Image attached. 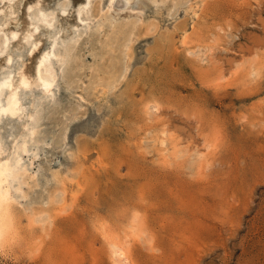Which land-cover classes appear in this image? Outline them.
Masks as SVG:
<instances>
[{
    "label": "rangeland",
    "instance_id": "obj_1",
    "mask_svg": "<svg viewBox=\"0 0 264 264\" xmlns=\"http://www.w3.org/2000/svg\"><path fill=\"white\" fill-rule=\"evenodd\" d=\"M49 1L69 5L52 25L68 30L56 40L69 53L55 96L38 98L45 143L31 174L70 162L77 144L82 171L48 233L25 206H47L61 185L46 170L28 180L17 204L27 241L0 250V264H114L112 234L131 264H264V0H95L86 24L72 21L75 0ZM109 74L117 85L96 93ZM153 102L161 111L148 115ZM162 129L179 141L176 158L155 142Z\"/></svg>",
    "mask_w": 264,
    "mask_h": 264
},
{
    "label": "bare ground",
    "instance_id": "obj_2",
    "mask_svg": "<svg viewBox=\"0 0 264 264\" xmlns=\"http://www.w3.org/2000/svg\"><path fill=\"white\" fill-rule=\"evenodd\" d=\"M23 1H25L26 3L24 4V7L22 8L21 3ZM93 1L95 0H75V3L73 4L74 12L72 14L73 16L72 21L78 22L80 24H83L86 21H88L90 17L87 18L85 15H83V12L87 10V8L88 10L89 8H91V6L93 5ZM108 1L112 2L113 0H108ZM149 1H151L152 3L157 2V0H149ZM65 2L66 1H64V4ZM171 3L173 4V2ZM50 4L51 2L49 0H0V12L4 13V17L2 21H0V34H1L0 36V47H1L0 48V250L15 246L17 244H22V243L25 244V241H27V238H25L23 234L20 232L19 219H18L19 213L17 211V204H19L20 199L26 198L28 196V195L26 196L25 194L24 186L29 185L28 183L29 179L34 178V176L36 177L39 174H44L46 170L48 174H45V181L49 183L54 181L61 185L60 187L62 189L59 188V190L61 191H57V187H55L53 191L50 192V194L48 195V198L45 200V203H44L47 206L45 207L42 206L40 207V209L37 206H35L36 204L34 203H29L27 206H25L27 209L26 212H27L29 221L32 223H35V222L39 223L41 230H44L48 233V229H49L48 226L51 224V221H53V217H54L52 215L55 213V210L57 211V209L54 208L53 204L56 203V199H58V196L60 194H62L63 196V194L67 191L66 184L70 185L69 183L71 184L75 183L77 181V180L74 181L75 177H77V175L81 173L82 171L80 168H75V165H77L76 158L77 157L80 158V156H77V155H79V153L81 154V151L83 152L82 145L77 144L75 145V148H73L70 151L68 150L69 152L66 156L67 157L66 160L70 162H66V163L58 164V165L56 164V165L51 166L49 164V160H47L45 161V164L39 168V173L36 172V175L31 174L32 173L31 170L33 167V160L37 158L38 152L41 148L40 147L41 144L45 143L44 140L41 139L40 134L42 133V130L39 127L40 125L37 124L38 117L40 116L39 114L41 113L39 111L41 103L38 98L44 97V98L52 99L55 96V91L58 86L57 84L58 71H57L56 66L58 65L60 67V65L63 64L64 56H66L69 53V48L67 46L65 47L62 44L59 45L58 41L56 40L57 35L66 34L68 33L67 32L68 30L62 29L56 32V30L54 29L55 31L52 32L53 31L52 25L56 23L55 22L53 24V21L55 20L56 15L63 16L67 14V11L69 10L68 9L69 5L65 4L64 6L63 5L60 6V4L56 2L52 4L51 6ZM162 4L164 3L162 2ZM127 6H129V4L126 5V7ZM33 8L37 9V12L34 16H32V13H31V10ZM127 15L128 14L126 13V16ZM139 19L140 21H142L141 18ZM144 23H145V20H144ZM123 30H121V34ZM133 35H130L127 38V40H129L127 43L136 39L133 37ZM140 38H142V36H140ZM210 48L208 52H210ZM115 49L116 48H114V50ZM191 52L194 53L193 50ZM202 53L204 54V51L201 52L200 54ZM127 55L129 54L127 53ZM210 55L211 54L209 53V56ZM128 58L130 59V57ZM127 59H123V60L127 61ZM200 60L204 61L203 58ZM207 60H209V58ZM102 65L104 67V64ZM106 70H104L105 73L103 72L102 74L106 75V73L109 72V71L106 72ZM110 71L112 72V70ZM256 72L259 73L257 67L253 70L254 74ZM110 74H109V81L108 80L106 81L105 79L106 82L103 80L105 83L103 85L101 84L104 87V89L98 90L96 93L106 94L105 88L111 90L113 83L117 79L115 78L114 75L115 74L118 75V74L115 73L114 75L112 74L111 76ZM120 74L118 75V77L120 76ZM221 77H222V74H221ZM159 104L153 102L151 104L148 103L146 107L144 105L145 107L144 112L148 115H150V113L154 114V113L160 112L162 107L160 106L161 108L159 111V106H158ZM158 115L161 116L160 114ZM154 119L156 120V118ZM162 124L164 125V123ZM158 133L159 135L157 137L155 136L156 137L155 142H158L160 146L163 147L162 149L163 153L167 152L171 157L177 153H180V149L178 145L179 141L176 143L178 139L175 140V138L171 137L170 133L168 134V130L166 129H162ZM175 158H176V155H175ZM199 161L201 160H198V162ZM84 171L86 172V170ZM37 179L35 180L37 181ZM32 188H33V185H32ZM62 196L60 199L64 200V197ZM70 196L73 198L76 197V191H73V190L72 192L70 191ZM138 223H140V221H138ZM47 224L49 225L46 227ZM127 227L126 229H128ZM132 227L133 226H131L130 228ZM137 228L135 229V231L137 232V234L134 233L136 234L135 236L137 237L139 233H142L144 235L143 228L141 227H139L138 229ZM105 233L107 232L105 231ZM111 233H114V232L111 231ZM130 233L131 232L128 233L127 231L128 236L133 235L132 233L131 234ZM113 235L114 234H112V236ZM112 236L110 237V241L107 238L109 241L110 257H112V258L110 257L109 258L113 259L114 264H131L130 263L131 261L130 252L127 248L128 247L127 244L124 245L120 243L119 240H117L114 236L113 237ZM41 237L40 239L39 237L38 238L34 237V239H39V241L44 242L45 237H42V238ZM150 237H152V235ZM133 240L135 239L133 238ZM145 240H147V241H144L146 243L147 242L150 243L151 241V240L149 241V238H146ZM49 250L50 248L48 249V251Z\"/></svg>",
    "mask_w": 264,
    "mask_h": 264
}]
</instances>
